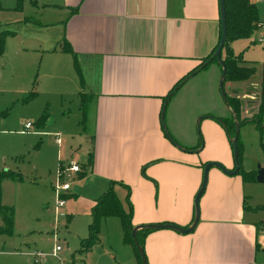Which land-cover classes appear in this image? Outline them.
<instances>
[{"label": "crops", "instance_id": "obj_1", "mask_svg": "<svg viewBox=\"0 0 264 264\" xmlns=\"http://www.w3.org/2000/svg\"><path fill=\"white\" fill-rule=\"evenodd\" d=\"M36 1L38 5H32L44 11L40 20L53 28L55 43L41 44L39 49L52 56L61 54L65 75L72 76L75 59L83 89L92 94L83 127L89 147L84 167L76 172L92 194L85 212L90 215L94 199L115 181L129 187L132 227L160 223L188 227L201 184L200 167L219 159L202 156L203 144L197 149L198 142L186 145L177 139L175 115L185 119V131L195 132L198 112L193 109L187 117L183 94L196 86L184 89L196 75L168 99L163 122L185 150L196 148L193 151L200 155L187 157L175 148L164 132L160 114L172 86L218 42V0ZM73 8L76 10L71 12ZM63 39L74 57L57 48ZM222 53L223 49L221 58ZM218 67L217 76L221 72ZM208 124L200 121L202 137L209 134ZM223 163L226 169L233 168L227 159ZM67 164L60 162L59 167ZM244 184L242 177H228L210 167L199 198L196 226L188 233L163 228L146 232L143 250L147 264H264V237L260 234L264 233V221L254 217L262 206L247 203L249 193ZM27 256L32 257L30 253Z\"/></svg>", "mask_w": 264, "mask_h": 264}, {"label": "rangeland", "instance_id": "obj_2", "mask_svg": "<svg viewBox=\"0 0 264 264\" xmlns=\"http://www.w3.org/2000/svg\"><path fill=\"white\" fill-rule=\"evenodd\" d=\"M255 4L261 25L257 24L248 38L228 43L235 55L255 68L254 75L247 80L225 81L223 84L225 96L239 97L242 118L252 117L264 99V43L257 42L259 35L264 34V0H256ZM0 5V37L3 38L0 55V171L8 169L12 172L0 182V199L2 205L14 210L13 234H0V264H27V261L30 264H141L133 246L123 242L121 222L117 216L102 218L98 242L83 253L79 251L80 240L88 236L91 216L85 209L88 200L92 201L91 191L76 173L68 179L62 178L61 182L68 181L70 184V189L62 196L57 194L55 187L60 162L69 163L77 155L78 165L82 168L86 160L84 155L89 143L83 133L85 123H80V80L73 68H70L72 76L62 72L61 54L56 52L57 56H52L39 49L41 44L55 45L53 28L46 26L39 17L44 11L35 8L29 0H23L20 9H13L15 0H0ZM34 18L38 23L29 22ZM218 69L216 60L210 62L184 88L196 85L183 94L185 106L182 105L186 108L187 117L191 116L189 112L193 109L198 112L195 132L185 131V119L178 115L174 117L175 129L182 144L202 142V156L219 157L210 161L222 165L227 159L233 165L230 137L219 119L229 113V109L218 88ZM32 91L35 95L29 97ZM43 112L47 114L46 121L39 126L36 121ZM206 115L211 118L199 120L197 133L196 120ZM200 121H209V134L203 132L204 137ZM27 122L31 128L22 132ZM262 124V131L253 122L239 126L241 170L264 166L260 148V142H264V116ZM164 125L166 127L165 120ZM54 135L59 136V145ZM171 139L181 154L195 158L200 155L201 152L193 151L196 148L180 149L184 146ZM212 169L222 172L214 166ZM202 170L203 167H200L201 176ZM253 170L256 175V169ZM225 175L241 178L239 173ZM245 183L249 193L247 203L262 206L256 209L254 217L264 221V182ZM114 191L118 192L122 198L119 200L126 209L123 185H115ZM60 197L65 198V204L55 212ZM3 226L0 221V229ZM260 234L264 237V233ZM56 246L59 250L56 256H52L51 251ZM38 251L43 257L32 263L33 258L27 254Z\"/></svg>", "mask_w": 264, "mask_h": 264}, {"label": "trees", "instance_id": "obj_3", "mask_svg": "<svg viewBox=\"0 0 264 264\" xmlns=\"http://www.w3.org/2000/svg\"><path fill=\"white\" fill-rule=\"evenodd\" d=\"M23 0H16L14 9H20ZM31 4L37 6L38 3L36 0H29ZM224 7H225V20H226V39L223 44V63L226 69L224 82L225 81H242L247 80L251 76L254 75L255 68L253 66H246L243 65L244 60L239 55H235L228 45V43L232 40L248 38L251 33L255 30L256 24L260 22L258 17L257 6L254 2L249 0H224ZM0 5V9H1ZM76 8L70 9L71 12H74ZM29 21V20H28ZM32 23H38V21L34 18L31 21ZM221 29L219 28V37H220ZM219 43L213 47L210 53L201 59L200 63L193 69L195 70L201 63H203L214 51ZM57 48L65 53H69L74 57V53L66 42L65 39L57 43ZM3 49V38L0 37V55ZM74 60V71L77 74V77L80 80V85L82 87V91L79 93V110L81 113V120L80 123L83 125L86 120V111L88 105L91 101L92 94L89 91H84L83 79L77 62ZM214 61V60H213ZM212 62V61H211ZM208 65H206L203 69H205ZM192 70V71H193ZM191 72V71H190ZM189 72V73H190ZM185 77V76H184ZM182 77L172 88L168 91V93L164 96V101L166 100L167 96L170 93H174L175 86L184 78ZM224 84V83H223ZM263 94V93H262ZM35 92L32 91L29 97H33ZM226 102L229 106V114L226 117H220V122L222 124L223 129L225 130L226 134L231 137L235 131V121L240 126L245 122H253L259 128L260 131L263 130V116H264V99L262 98L261 102L258 105L257 112L252 115V117L241 118V101L238 96H227L226 95ZM47 114L43 112L42 115L37 119V125H43L46 121ZM231 144V143H230ZM200 145V144H199ZM232 147V146H231ZM260 148L264 155V142H260ZM88 160H91V153L88 156ZM238 160L239 165L241 163V148L238 142ZM242 180L244 182H251L255 180V170H241L239 168L238 172ZM12 175V172L8 170L0 171V182L6 176ZM123 185L126 190L124 202L127 205V208L124 209L122 206L119 198L117 197L114 186L115 185ZM0 195H1V186H0ZM131 204L129 202V187L127 185L122 184L121 182L110 181L108 188L96 199H94V204L90 209V216L91 221L88 224V236L84 239L80 240V249L81 253L87 251L93 244L98 242V229L100 220L104 217L108 216H117L120 219L122 233H123V242L125 244L133 246L135 249L138 257L140 258L137 249L133 243V240L130 235V231L132 229L131 225ZM13 216L14 210L11 207H7L1 204L0 199V221L2 223L3 229H0V234H5L7 236H11L13 234ZM149 230L141 229L136 232V240L138 243L143 247V236ZM141 262V260H140Z\"/></svg>", "mask_w": 264, "mask_h": 264}, {"label": "water", "instance_id": "obj_4", "mask_svg": "<svg viewBox=\"0 0 264 264\" xmlns=\"http://www.w3.org/2000/svg\"><path fill=\"white\" fill-rule=\"evenodd\" d=\"M219 3V20H220V37H219V43L217 45V47L214 49V51L212 52V54L203 62L201 63L195 70L191 71L190 73H188L174 88V91H176L185 81H187L190 77H192L193 75H195L197 72H199L200 70H202L206 65H208L211 61L216 60L221 68V72L219 75V79H218V88L221 94V97L223 98L226 107L229 109V106L226 102V96H225V92L223 89V83H224V77H225V73H226V69L223 63V60L221 58V50L223 47V44L225 42L226 39V20H225V7H224V0H218ZM172 96V93H170L166 100L164 101V105L161 109V114H160V118H161V123H162V127L164 129L165 134L167 135V137L170 139V141L172 142V139L170 137V135L168 134L164 122H163V117H164V110H165V106L166 103L168 101V99ZM205 117H210L209 115H206ZM202 118L198 117L196 120V132L198 133V125H199V120ZM238 129H239V125L238 123L235 121V131L234 134L230 137V143L232 146V153H233V168L232 169H225L223 167L222 164L218 163V162H214V161H209L206 162L203 166V170H202V179H201V184L200 187L198 189V191L196 192L195 196H194V215H193V219L190 223V225L188 227H180L178 225L172 224V223H160V224H142V225H136L134 227H132L131 231H130V235L131 238L133 240V243L137 249V252L140 256V260H141V264H147L146 261V256L143 250V247L138 243V241L136 240V232L138 230L141 229H145V230H157V229H172L174 231H178L180 233H188L190 231L193 230V228L196 226L198 220H199V215H200V210H199V198L200 195L202 194L206 183H207V178H208V170L210 167L214 166L217 167L219 169H221V171L227 175H235L239 172V160H238ZM173 143V142H172ZM176 145V143H175ZM202 147V142H200V148ZM182 150H185V148L179 147ZM255 181L256 182H264V166H260L257 165L256 167V175H255Z\"/></svg>", "mask_w": 264, "mask_h": 264}, {"label": "built area", "instance_id": "obj_5", "mask_svg": "<svg viewBox=\"0 0 264 264\" xmlns=\"http://www.w3.org/2000/svg\"><path fill=\"white\" fill-rule=\"evenodd\" d=\"M261 23H258V26H260ZM258 42L259 43H264V34H261L259 37H258ZM25 130L31 128V125L30 123H25V126H24ZM55 136V141L57 144H60V139H59V136L57 135H54ZM80 171V166L78 165L77 161L75 159H73L72 161H70L67 165L65 166H60L59 169L57 170V174H56V177H57V183H56V187H55V190L57 192V194L60 196V194L63 192V191H66L70 188V184L68 181H65V182H61L62 181V178H70L72 174L76 173ZM64 204V199H62L61 197L58 199L57 201V206H55V212L56 210L58 209V207H61L62 205ZM59 250V246H56L52 249L51 251V255L52 256H56L57 254V251ZM32 258H33V262H38V259L43 257V254L41 252H32L30 253Z\"/></svg>", "mask_w": 264, "mask_h": 264}]
</instances>
